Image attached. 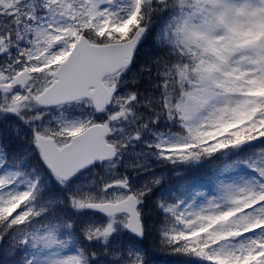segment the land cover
<instances>
[{
	"label": "snow or ice",
	"instance_id": "1",
	"mask_svg": "<svg viewBox=\"0 0 264 264\" xmlns=\"http://www.w3.org/2000/svg\"><path fill=\"white\" fill-rule=\"evenodd\" d=\"M149 237L264 264V0H0L3 264H149Z\"/></svg>",
	"mask_w": 264,
	"mask_h": 264
},
{
	"label": "trees",
	"instance_id": "2",
	"mask_svg": "<svg viewBox=\"0 0 264 264\" xmlns=\"http://www.w3.org/2000/svg\"><path fill=\"white\" fill-rule=\"evenodd\" d=\"M149 51L148 46L145 45V47L142 49L141 54H145ZM171 168H155L154 171L157 173V175L163 173L165 176V188L161 190H168L169 187H171L172 184H179L178 177H172V173L170 172ZM161 192H157L155 197H152L151 200H155ZM153 217H155V213H152ZM151 237H149V244H150V251L147 256V260L149 264H177L178 257L174 254H171L163 249L155 248L154 246H151ZM165 259L163 262L162 259ZM5 258H2L0 255V264H3Z\"/></svg>",
	"mask_w": 264,
	"mask_h": 264
},
{
	"label": "rangeland",
	"instance_id": "3",
	"mask_svg": "<svg viewBox=\"0 0 264 264\" xmlns=\"http://www.w3.org/2000/svg\"><path fill=\"white\" fill-rule=\"evenodd\" d=\"M155 168L157 169V168H161V167L157 165V166L154 167V169H155ZM171 171H172V170H171ZM173 173L177 175V172H174V171H173ZM174 176H175V175H174ZM141 177H142V179L135 180V182H136V183H143V182H145V181L147 180V177L144 176L143 174H141ZM134 178H135V177H134ZM165 191H167V190H163L162 192H165ZM0 255H1L2 258H5V256L3 255V253H0Z\"/></svg>",
	"mask_w": 264,
	"mask_h": 264
},
{
	"label": "flooded vegetation",
	"instance_id": "4",
	"mask_svg": "<svg viewBox=\"0 0 264 264\" xmlns=\"http://www.w3.org/2000/svg\"><path fill=\"white\" fill-rule=\"evenodd\" d=\"M134 180H135V178H134Z\"/></svg>",
	"mask_w": 264,
	"mask_h": 264
}]
</instances>
